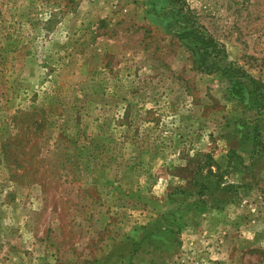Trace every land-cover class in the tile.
<instances>
[{"label":"rangeland","instance_id":"rangeland-1","mask_svg":"<svg viewBox=\"0 0 264 264\" xmlns=\"http://www.w3.org/2000/svg\"><path fill=\"white\" fill-rule=\"evenodd\" d=\"M246 76L264 0H0V264H264Z\"/></svg>","mask_w":264,"mask_h":264},{"label":"trees","instance_id":"trees-1","mask_svg":"<svg viewBox=\"0 0 264 264\" xmlns=\"http://www.w3.org/2000/svg\"><path fill=\"white\" fill-rule=\"evenodd\" d=\"M195 33V32H194ZM196 34V33H195ZM199 49V48H198ZM204 49V51H206L207 50V48H203ZM208 70H212V68H210V69H208ZM223 73H228V72H231L229 69L228 70H226V69H222L221 70ZM238 79H240V77H237ZM246 78L248 79V80H250V82H254V83H256V84H259V87H260V90H256V88L254 89L255 91V93L256 94H258L257 96L261 99L263 96H264V85L263 84H261L259 81H254L250 76L249 77H247L246 76Z\"/></svg>","mask_w":264,"mask_h":264}]
</instances>
